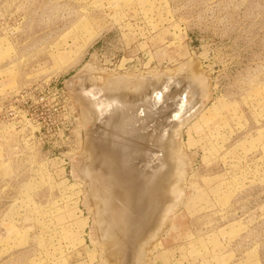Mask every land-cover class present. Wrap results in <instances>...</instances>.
Listing matches in <instances>:
<instances>
[{"label": "rangeland", "instance_id": "obj_1", "mask_svg": "<svg viewBox=\"0 0 264 264\" xmlns=\"http://www.w3.org/2000/svg\"><path fill=\"white\" fill-rule=\"evenodd\" d=\"M92 60L112 76L140 77L194 62L208 78L205 107L181 132L191 160L182 203L142 245L159 220L137 244V230L117 225L139 193L125 166L100 179L102 145L120 137L130 150L120 164L158 167L159 152L143 164L136 153L177 114L170 91L179 100L184 87L166 88L154 107L126 94L129 117L112 114L99 139L70 85ZM119 255L134 264H264V0H0V264H118Z\"/></svg>", "mask_w": 264, "mask_h": 264}, {"label": "bare ground", "instance_id": "obj_2", "mask_svg": "<svg viewBox=\"0 0 264 264\" xmlns=\"http://www.w3.org/2000/svg\"><path fill=\"white\" fill-rule=\"evenodd\" d=\"M191 64L194 67V65H193L194 62L193 63L185 62L184 64H182L178 68V71H176L177 73H175L174 75H171V76L162 75V74H160L159 76H155V77H152V76L140 77L136 74L135 75L134 74L133 75L132 74L126 75V76L125 75L112 76V75L105 73V72H102L98 68H96L95 67V60H92L89 64H87L83 68L82 71H80V74L75 78L76 80H79V83H74L75 79L73 78L74 80H73V82H71L72 84H70L72 89L74 91L78 92L77 95L80 98V101L77 99L78 102L82 103L81 106L83 107V110H84V123L83 122L82 123L85 124L84 126L87 128H90V127L93 128L94 127V130H95L96 123L100 124L99 128H101V129H100L99 133L102 136H99V139H104V138L108 137V136L106 137V131L108 130V128H109L108 126H109L110 122L112 121L111 120L112 114L114 115L116 113H119L120 115L124 114L123 117L125 115L128 116L129 113L128 114H126V113L128 112V109L131 107V105L134 104V101H129L128 99H130V98H128V96L126 94L136 93V95L137 94L138 95L137 96L135 95V97H138L140 95L139 96L140 101H144L146 104L149 103L148 105H151L154 107L159 102V100H157L158 99L157 96L159 97V95H160L159 98H163L166 95H167L166 96L167 98L169 97L168 96L169 93L164 94V92L166 93V90H167L166 88L170 89L173 86L184 87L182 94H180L181 97H179L180 98L179 100H177V97H178V95L176 94L177 91H175L176 93H174V94L172 93L173 96H172L171 91H170L171 98L174 99L176 97L175 103L173 100H172L173 102L172 101L171 102L173 104H175L173 106H177V111H176L177 114L173 117V119H171V117H170V120L167 119L170 122H168L167 120L166 121L168 123L165 120L163 121V123L166 122V124L164 123L165 125L163 127H161L162 130L160 129L161 132L159 135H157V137L153 135L152 138H148L149 140L151 139L154 144L152 142L147 143V144L145 143L146 144L145 150L143 149L144 153L139 152V150H138L139 153L138 152L136 153L139 156L137 161L142 162V161H144L142 158L152 154V153H150L151 151L154 150V151L159 152L160 159L158 158L159 156L157 154H156L157 155L156 159H154V160H157V158L159 159L160 163L157 162V165L158 164H160V165H158V167L154 166V169H153L152 168L153 166L151 164V170L149 167V170L143 171L142 166L143 165L146 166V164H143V162H142L143 165H141V163L138 164L136 162L137 164L135 163L134 165H132V167H130L131 166L130 162H129L130 159L129 160L126 159V161H123V163L121 162L122 164H120V160H119L120 155L123 156L126 154V152L128 150L127 147H129V145L126 147L124 144H122L123 141L121 139H119L120 137L117 139L111 137L115 134L112 135L111 134L112 132L110 133V131H109V133L111 136H109V137H111L112 141H111L110 147L108 146L109 148L107 147V145H106V148L104 147L105 145H102L104 143V141L106 144L107 139L101 141V143L99 142L100 140L98 141L103 146L102 150L103 149L105 150V151L103 150L104 154H102L104 156L103 157L104 158L103 165L105 166L103 168L104 173H102V170H101V172L99 173L101 175H98L99 177L101 176L100 179L105 180V178L107 176H108V178L112 177L111 175L113 174V172L117 168H120V167L124 168V166H125V168L127 167V168H130V170H132V174H130V175L133 178V180L135 181L134 187H136V192L139 193V197H137V199H134L131 196L132 199H134L133 200L134 202L129 204L126 207V211L128 212V214L116 213L115 215L117 216V219L115 218V220H116V223L118 222L117 225H122L123 228L127 227V229L130 231H132V229L137 230V236H136V238H134L135 241L133 240V243L136 242L135 244H137V242L138 243L140 242L138 240L142 237V233L143 234L145 233L147 235L148 232L146 233V230L149 227H151L152 224H154V222L158 219L159 220L157 222L158 224L157 225L155 224V226L153 225L154 229L150 228V230H153V231H151V233H148L149 236L146 237V239L144 238V240H142L139 243V245H142L143 242H149V241L157 238L160 235V233L163 231L164 226H166L168 224L169 219H170V215L173 213L174 209H177L181 205L182 200H183V196H184L182 193L183 192V181L185 180V175L189 171L187 169H190L189 167L191 166V160L185 154V152L183 150V147H182V139L183 138L181 136V132H182V129L184 128V126L188 125L190 123V121L203 109L205 101H207L209 98V90H210L209 85L207 83V80H208L207 76L205 78V76L200 75L198 72L196 73L195 71H192V69L194 70V68L191 66ZM100 80H102V81L99 82ZM172 89H174V88H172ZM178 92H181V91H178ZM135 97H133V98H135ZM167 98L165 101H167ZM164 99H163V101L161 100L160 103L164 102ZM168 102H166L167 105H168ZM166 104H164V106ZM169 105H170V102H169ZM160 107H162V105ZM170 107H171V105H170ZM145 108H147V107H145ZM145 108H143V110ZM163 108L162 109L159 108V109L166 112V110H164ZM166 108L167 107H165V109ZM175 109H176V107H175ZM152 113H153V111H152ZM127 116H126V118H127ZM81 118H82V116H81ZM121 118H122V116H121ZM121 118H119V119L122 120ZM160 119H162V118H160ZM127 120H128V118H127ZM149 121L150 120L148 119V122ZM158 123L163 124L162 121H160ZM83 124H82V127H84ZM127 124H129V123H127ZM153 124H155V123H153ZM116 125H117V123H116ZM116 125H115V127H117ZM121 125L123 126V124H121ZM135 127H136V125H135ZM154 127L156 128L155 125H154ZM122 129H123V127H122ZM127 129H129V127ZM111 130H112V128H111ZM151 131L153 132V130H151ZM81 132H82V130H81ZM124 132H126V131H124ZM78 133H80V132L77 131V134ZM97 133H96V135H97ZM107 135H109V134L107 133ZM82 136H83V134H82ZM79 137H81V136H79ZM96 137H95V139H96ZM148 137H149V135H148ZM125 138L128 139L131 137L128 136V138H127V136H125ZM143 138L146 139L145 137H143ZM91 140H93V139L91 138ZM149 140H148V142H150ZM93 142H95V141H93ZM142 142H143V140H142ZM144 142H146V141H144ZM92 143H90V140H89V145L91 146V148L88 145L87 146V147H89L88 150L89 149L91 150L93 147H95V150H96V146L95 145L93 146L94 143L93 144ZM124 143L126 144V142H124ZM127 143H128V141H127ZM131 143H129V144H131ZM140 144L142 145V143H140ZM137 147H135V148H137ZM85 148H86V144H85ZM90 150L88 152H90ZM131 150H133V149H131ZM134 150H136V149H134ZM84 151H86V150H84ZM87 151L85 154H87ZM93 151H94V148H93ZM128 151H130V150H128ZM127 153H129V152H127ZM89 154H91V153H89ZM98 155H100V154H98ZM86 156H88V154ZM94 156H95V154H94ZM91 157L93 158V156L90 155L89 158L92 159ZM128 157H129V155H128ZM103 158H102V161H103ZM99 161H97V162H99ZM152 163H154V162H152ZM155 163H156V161H155ZM132 164H133V162H132ZM93 167L95 169V164ZM92 168H90V170ZM87 171H89V170H87ZM94 171H96V170H94ZM144 172L145 173L147 172V174L145 175ZM102 175H104V178L102 177ZM113 176H115V175H113ZM95 177L96 176H93V179ZM93 179H92V181L96 180V179H94V180ZM112 179L114 180L115 178L113 177ZM129 180H131V179H129ZM92 185L94 187V184H92ZM99 185H101L100 182H99ZM110 185H111V183H110ZM96 188H97V186H96ZM99 188L102 189L101 186ZM105 189H106V187H105ZM150 191H152L151 195L153 197H152V199H146V197L149 196V194L147 195L146 193L147 192L150 193ZM159 191H161L162 193ZM158 192L163 194V197H162L163 199L158 198V194H157ZM104 193H107V192H104ZM108 193H110V192L108 191ZM184 193H185V190H184ZM106 195H105V197H106ZM159 196H160V194H159ZM129 197H128V199H129ZM102 198H104V197L102 196ZM114 198H115V196H114ZM112 199H113V196H112ZM145 206H147V207H145ZM143 207L145 208L144 210H143ZM117 208H120V207L118 206ZM124 211H125V209L123 210V212ZM120 222H121V224H119ZM119 227H120V229L122 228L121 226H119ZM147 239H148V241H147ZM128 240L132 241V237L129 236ZM137 249H138V247H137ZM140 249L141 248H139L137 250V253H138V251L141 252ZM140 252H139V254L141 255L142 253H140ZM142 252H143V250H142ZM121 256L122 255H119L120 262L118 264H134V262L132 261V258H130V260H127V259L124 260V257L122 258ZM110 258L113 260V259H116V256L113 255ZM135 264H137V262H135Z\"/></svg>", "mask_w": 264, "mask_h": 264}]
</instances>
